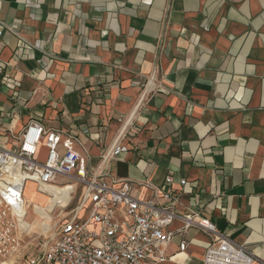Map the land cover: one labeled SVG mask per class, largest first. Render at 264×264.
<instances>
[{
    "label": "crops",
    "instance_id": "1",
    "mask_svg": "<svg viewBox=\"0 0 264 264\" xmlns=\"http://www.w3.org/2000/svg\"><path fill=\"white\" fill-rule=\"evenodd\" d=\"M0 30V146L31 119L93 167L123 142L105 170L140 196L174 176L172 258L157 264H203L191 210L264 264V0H0Z\"/></svg>",
    "mask_w": 264,
    "mask_h": 264
},
{
    "label": "built area",
    "instance_id": "2",
    "mask_svg": "<svg viewBox=\"0 0 264 264\" xmlns=\"http://www.w3.org/2000/svg\"><path fill=\"white\" fill-rule=\"evenodd\" d=\"M16 138L14 147L0 146V258L15 256L12 264H157L172 258L166 247L173 237L168 226L178 216L173 175L166 176L164 187L149 180L140 183L152 190L151 195L140 196L133 181H118L105 170L107 162L129 150L123 142L104 150L93 167L89 155L77 147V138L47 128L39 119H31ZM42 142L48 150L45 160L38 158ZM28 182H34L38 191L48 184H75L70 199L56 202L52 210L71 207L69 214L59 219L54 236H44L31 255L32 242L26 241L31 209L25 201ZM179 182L185 185L187 180ZM182 218L183 230L197 226L211 238L203 264L256 261L253 251L219 232L209 218L193 210ZM188 247L187 240L179 244L181 252Z\"/></svg>",
    "mask_w": 264,
    "mask_h": 264
},
{
    "label": "rangeland",
    "instance_id": "3",
    "mask_svg": "<svg viewBox=\"0 0 264 264\" xmlns=\"http://www.w3.org/2000/svg\"><path fill=\"white\" fill-rule=\"evenodd\" d=\"M40 157L43 158L44 154L40 153ZM74 186H72L70 188V191L72 190ZM40 194L37 189L36 186L31 184V183H27V187H26V197L27 199H31L33 200V202L36 200L38 202L41 203V206L35 205L36 206V211L38 214V217L34 214L33 212V208L31 207V209L29 210V215L27 216V219L29 221H33L34 224V228L31 230L30 232V237L27 238V242H32L31 245H28L29 247H31L30 250V254L36 251V248L38 247V245L40 246V243H42V239L44 238V236H54L56 230L58 229V227L61 224V220H59L60 218H64V216H67L69 214V211L71 209L70 208H66L63 210H59V209H55L54 211H52L50 214L52 215V220L50 221L49 219H47L49 217V214L44 210V204L47 202L48 197L43 196L45 202H42L41 200L37 199L38 194ZM78 198V195L76 196V199ZM43 222H45V224H47V227L43 228ZM3 259V258H0ZM14 261L13 259H4L0 262V264H12ZM19 264V263H16Z\"/></svg>",
    "mask_w": 264,
    "mask_h": 264
},
{
    "label": "bare ground",
    "instance_id": "4",
    "mask_svg": "<svg viewBox=\"0 0 264 264\" xmlns=\"http://www.w3.org/2000/svg\"><path fill=\"white\" fill-rule=\"evenodd\" d=\"M28 183H30V182H28ZM32 183H34V182H32ZM72 186L75 187V184H73V185L69 184L67 186H61V185H58V184H56V185H49L48 184V185L43 187V191H38L37 190L40 193V194L37 193L38 194L37 199L41 200L42 202H45L43 196L48 197L47 202L43 205L44 206V210L49 214V217L47 219H49L50 221L52 220V215L50 213L53 210L54 204L56 202L61 201L62 203H66L70 199L71 191L74 189V187H73L72 190L70 191V188ZM25 201L28 204V206H31L33 208L34 214L38 217L35 205L41 206V203L36 201V200L33 202V200H31V199H27V197H26V189H25ZM35 220H33L32 222L29 221V232H31V230L34 228L33 222ZM46 227H47V224H45V222H43L44 230H45Z\"/></svg>",
    "mask_w": 264,
    "mask_h": 264
}]
</instances>
